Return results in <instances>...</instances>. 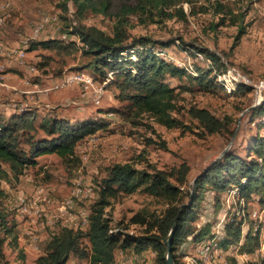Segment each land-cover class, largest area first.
I'll return each mask as SVG.
<instances>
[{"label":"rangeland","instance_id":"1","mask_svg":"<svg viewBox=\"0 0 264 264\" xmlns=\"http://www.w3.org/2000/svg\"><path fill=\"white\" fill-rule=\"evenodd\" d=\"M216 1L225 5L228 14H218L211 4L213 6L207 12L190 15L189 5L184 3L187 15L185 19H163L144 25L139 23L136 17L131 18L133 26L129 29L130 35L151 39L155 44L156 54H161L160 49L165 51L163 60L166 62L184 69L187 74L193 76L197 75V68H212L209 78H213L216 87L209 91L201 89L198 84L190 83L186 77H167L169 85L176 87L178 91L175 100L176 111L171 115L182 122L179 127L167 128L147 114L138 118H134L133 114L127 116L124 113L127 102H122L116 97L118 90L110 85L111 81L104 86L100 97L75 85L65 88L58 85L62 73H76L75 70L91 59L81 53V42L76 36L68 34V31L79 22L111 33L114 15L121 0H109L108 5H105L103 0H88L82 11L75 6L74 0H0V46L26 47V58L23 64L15 66L16 69L23 73L28 65L46 64L45 67L37 68L35 75H29L25 70L24 79H29L30 84L23 83L24 86H21L23 90H34L33 93L39 95V98L33 99L35 101L25 103L29 109L37 110L36 121L46 115L66 118L71 123L90 120L103 124L96 133L77 142L75 153L78 161L74 164L65 165L54 154L44 155L18 179L11 177L9 181L1 182V188L6 193L3 205L8 213L7 218L10 224H16V241L13 240V235L7 236L3 231L0 232V239H3L0 264H34L35 260L44 254L51 234L63 227V224L72 229L85 230L91 207L98 199L99 181L113 164L129 163L139 170L152 172L154 169L169 171L186 163L189 173L185 187L189 189L203 169L228 151L235 152L246 160H256L257 156L250 152L249 147L252 145V138L257 134H263L264 137V127L257 126L258 119H252L249 108L264 100V0H211V3ZM204 4L203 0H199L195 4V10L198 11ZM239 12L245 13L242 21L245 33L239 43L233 46L238 29L231 21L233 15ZM44 17L56 20L38 37L33 38L34 26ZM53 38L67 44L74 42L75 46L68 53L60 54L43 49L28 50L32 42ZM200 48L216 53L224 67L216 70L211 61L196 50ZM83 72L92 76L98 83L102 82L98 73L88 68ZM234 76L248 81L240 80L241 83H235ZM55 85H58V88L53 89ZM238 86H244V89L237 90ZM25 95L27 93H21L15 102L23 101ZM1 102L2 100L0 114L9 119L17 113L11 107H3ZM193 106L207 109L221 121H227L228 130L213 134L201 130L187 113ZM39 132L38 137L45 136L42 131ZM77 183L81 185L84 199L76 202L75 211L72 212L75 214L73 220L68 217L62 219V222L49 220L59 214L63 204L61 202L73 197ZM85 187L87 191L90 188L94 191L93 196L90 194L87 199ZM236 189L225 190L218 199L215 198L214 192H207L197 209V219L192 225L199 230L206 223L210 224L217 242L223 234V226L229 216L237 215L239 219V212L243 207H247L250 217L246 218V213L242 217L240 241L228 248H222L216 243L217 250L221 249L226 254L238 252L234 249H239V258H235V261L229 260L230 264H262L253 257L259 243L253 237L251 229L261 209L258 196L253 195L254 199L245 204ZM21 194L26 199H33L29 202L32 207H28V212L25 213L20 212L17 203V197ZM35 199H47L49 204L44 201L35 203ZM110 201L111 205L106 207L105 212L112 219V229L116 230L115 225L122 223V227L128 225L126 233L134 236L141 235L144 227L128 223L133 215L141 212L158 215L165 208L161 199L141 191L121 194ZM35 208H40V217H35ZM82 210L88 212L84 225L81 224L79 213ZM198 243H193L192 237H189L186 254L178 259L180 264H210L198 259ZM84 245L88 247L86 239ZM115 253L118 255L114 264H121L124 255H119L117 250ZM126 254L135 264L155 263L156 253L151 248L145 249L141 257L131 250ZM68 264H88V261L71 259Z\"/></svg>","mask_w":264,"mask_h":264},{"label":"trees","instance_id":"2","mask_svg":"<svg viewBox=\"0 0 264 264\" xmlns=\"http://www.w3.org/2000/svg\"><path fill=\"white\" fill-rule=\"evenodd\" d=\"M87 1L74 0V4L79 11H82ZM103 1L108 5L109 0ZM198 1L121 0L114 15L115 21L111 33L78 22L68 34L78 38L82 44L81 53L91 59L75 71L84 73V69L88 68L98 73L101 81L107 74L112 73L110 85L118 90L116 97L122 102H127L124 109L127 116L133 114L134 118H138L142 114H147L167 128L181 126L182 122L171 115L176 111L175 100L178 91L176 87L169 85L167 77H186L190 83L198 84L201 89L209 91L216 87L213 78H209L212 68L208 70L197 68L196 76L187 74L184 69L159 57V52L155 53V44L151 39L132 36L129 29L133 26L132 17H136L138 22L144 25L160 22L163 19H185L187 15L184 11V3L189 5L190 15L207 12L213 5L214 11L218 14H228L225 5H221L218 1L211 3V0H203L204 7H199L196 11L195 4ZM244 16L245 13L242 12L233 15L231 23L237 25L238 29L233 46L239 43L245 33V27L242 25ZM73 46H75L74 42L67 44L53 38L32 42L28 50L43 49L60 54L68 53ZM196 50L208 58L216 70L224 67L216 53L204 48ZM45 66L44 63L35 64L36 68ZM243 89L244 86L237 87V90ZM187 113L197 126L208 134L228 130L227 121H221L207 109L193 106ZM263 115L264 100L251 110L252 119L254 117L258 119L257 126L260 128L264 127ZM37 118V110L34 109L13 114L7 121L0 118V232L3 231L7 236L13 235L14 241H16L14 234L16 224H10L7 218L8 213L3 205L6 193L1 188V182L9 181L11 177L18 179L27 168L35 166L38 158L44 155L54 154L63 164H74L78 161L75 153L77 142L103 127V124L90 120L71 123L68 119L58 116L45 115L36 121ZM39 131L45 136L38 137ZM262 135L257 134L253 137L252 145L249 147L250 152L257 156L256 160H246L241 155L228 151L203 169L189 189H186L189 173V166L186 163L169 171L154 169L152 172L139 170L129 163L111 165L106 175L99 181L98 199L91 207L87 228L81 230L61 227L62 229L53 232L44 254L39 256L34 264H68L71 259H87L88 264H114L116 250L128 253L125 250L129 249L141 257L142 252L147 248L153 249L156 253L154 264H166L165 239L172 226L174 228L171 255L175 264H180L178 259L186 254L189 237H192L193 243L199 242V245L209 242L228 248L240 241L242 217L245 213L246 218L250 217L247 207H243L239 212L238 215H241L239 219L237 215L229 216V220L224 223L223 234L217 242L210 224L206 223L196 230L192 223L197 219V209L204 201L207 192H214L215 198L218 199L225 190L230 191L233 188H237V193L245 204L254 199L253 195L258 196L261 209L251 227L253 237L259 243L255 250L258 253L264 224L262 223L264 214V137ZM135 191L161 199L165 204V208L158 215L141 212L129 219L130 225L144 227L143 233L138 236L126 233L128 225L122 227V223L115 225L116 230L112 229V219L105 212L106 207L111 205L112 198L121 194H132ZM184 199L187 201L185 202ZM256 227H259L257 231ZM248 235H251V231ZM85 239L88 247L84 245ZM2 244L3 239H0V259ZM178 250L180 253H177ZM219 250L223 253L221 249ZM234 250L239 251L238 248ZM231 260L236 259L231 256Z\"/></svg>","mask_w":264,"mask_h":264},{"label":"bare ground","instance_id":"3","mask_svg":"<svg viewBox=\"0 0 264 264\" xmlns=\"http://www.w3.org/2000/svg\"><path fill=\"white\" fill-rule=\"evenodd\" d=\"M55 20H56V18H55ZM164 55H165V51L161 50V54L159 55V57L163 58ZM200 62H202V61L200 60ZM75 74H82L84 77H87V78L93 80L90 76H88L85 73L76 72ZM110 75H113V74L111 73ZM233 81H235V83L240 82V79L237 78L236 76H234ZM243 82H246V81H243ZM27 108H28V106L22 107L20 109V111H25V110H27ZM80 187H81L80 183H77L76 187L74 188L75 190L73 193V197L71 199L67 200L66 202H63L62 206L60 207L59 214L52 216L49 220H53L54 222H60V221L62 222L63 221L62 219H64L65 217H68L71 220H73L75 214H73L72 212L75 211L76 202L82 201L84 199V193L82 192ZM90 194H91V196H93V194H94L93 188H90L88 191L86 188V199H87L88 195H90ZM32 200L33 199H30V198L26 199L24 196H22V194L17 197V203L19 205L18 207H20L19 210L21 213L28 212V207H32V203H29ZM35 200H36L35 203L37 201H44V202H47L49 204L47 199H35ZM87 213L88 212H86V215H85V218H84L82 225H84V222H85L86 217H87ZM34 215H35V217L41 216L40 208L34 209ZM44 218H45V216H44ZM87 223H89V217L87 218ZM262 223H264V214L262 217ZM76 226L77 225H75V227ZM63 227H67L69 229L71 228V227L67 226L66 224H63ZM53 228H54V226H53ZM60 229H62V228H60ZM258 229H259V227H256V231ZM261 242H262L261 247H260L259 252L257 253V257H255V256H253V257L257 258L262 264H264V241H261ZM217 248L218 247L216 244H212L209 242H206V243L200 245L198 247V250H197L198 259L202 260L205 263H210V264H228V263H226L227 257L223 253H221L220 250L218 251ZM120 255H124L123 261L121 260L122 261L121 264H135V263H133L132 259L130 257H128V255L126 253H120ZM233 255H238V254H232L231 256H233ZM248 258H249V256H248Z\"/></svg>","mask_w":264,"mask_h":264},{"label":"built area","instance_id":"4","mask_svg":"<svg viewBox=\"0 0 264 264\" xmlns=\"http://www.w3.org/2000/svg\"><path fill=\"white\" fill-rule=\"evenodd\" d=\"M55 21V18H48V17H44L38 24H36L33 28L32 31V37L36 38L39 36V34L44 31L47 27H49V25ZM65 38V36H64ZM26 47H15V48H7L6 50V55L11 59L14 60L15 62H17L18 64H23L25 58H26ZM0 50H1V46H0ZM27 73L29 75H35L37 73V68L35 67L34 64L28 65L27 68ZM3 66L0 64V86H2V80H3ZM240 80L242 81H248V80H244L243 78H241L239 76ZM112 79V75L107 74V76L105 77V81H102L101 83H98L95 80H91L87 77H84L82 74H75L74 71L71 72H64L61 74V76L59 77V82L58 85L61 88H65V87H70L72 85L78 86L80 88H82L84 91H92L93 95H95L96 97H100L101 94H103L104 92V86ZM26 83H29V79L25 80ZM58 85H55L53 87V89L58 88ZM96 92V93H95ZM26 102H23L20 104V109L22 107H27ZM85 189V198H86V187ZM63 203V202H61ZM87 211H81L79 212L81 215V224H83L85 215H86ZM261 241H264V224L262 227V239ZM232 254H239L238 252H229L228 253V257L226 259V263H229V260H231V255ZM255 257H257V252L254 254ZM229 258V259H228Z\"/></svg>","mask_w":264,"mask_h":264},{"label":"crops","instance_id":"5","mask_svg":"<svg viewBox=\"0 0 264 264\" xmlns=\"http://www.w3.org/2000/svg\"><path fill=\"white\" fill-rule=\"evenodd\" d=\"M6 50H7V48H3V47H1V50H0V58H1L0 60L2 61V63H0V64L3 66V77H4L2 80L3 85L0 86V100H2L1 103L3 104V107L4 106L11 107L14 109V111H16L17 113H20L21 112L20 111V104L21 103H23V102L30 103L32 101H35L33 99H35V98L37 99V97L39 98V95H37L36 92L34 94L33 93L34 90H23L22 89V87L24 86L23 83L27 84L25 81L26 79H24V77H25L24 72H25L26 68L23 70V73L21 71H18L16 69L18 63L15 62L14 60H11L6 55ZM23 79H24V82H23ZM29 84H30V81L27 85H29ZM33 84H36V83H33ZM21 93L22 94L27 93V95H25V99L21 102H15V100L20 98ZM27 109H29V107ZM7 113H9V112H6V114ZM9 115H11V114L9 113ZM0 118L3 120L8 119V117H6L5 115L3 116L2 114H0ZM198 247H197L196 251L198 250ZM125 251H130V250L127 249ZM142 254H143V252H142ZM117 255L118 254L115 253L116 257H117ZM119 255H120V252H119ZM224 255L226 257H228V253H226ZM116 257H115V259H116ZM233 257L238 259L239 255H236V256L233 255Z\"/></svg>","mask_w":264,"mask_h":264},{"label":"water","instance_id":"6","mask_svg":"<svg viewBox=\"0 0 264 264\" xmlns=\"http://www.w3.org/2000/svg\"><path fill=\"white\" fill-rule=\"evenodd\" d=\"M257 106L258 105L250 107L249 110H252ZM219 158H221V157H219ZM218 159H216L215 161H217ZM215 161H213V162H215ZM194 183H195V179L193 180L192 184H194ZM173 228H174V226L171 227V230L169 231V233L165 239L166 251H165L164 257H165L166 264H175L174 259L172 258V255H171V238H172Z\"/></svg>","mask_w":264,"mask_h":264}]
</instances>
